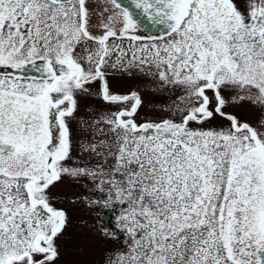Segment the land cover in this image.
<instances>
[{"label": "snow or ice", "instance_id": "6c2138e0", "mask_svg": "<svg viewBox=\"0 0 264 264\" xmlns=\"http://www.w3.org/2000/svg\"><path fill=\"white\" fill-rule=\"evenodd\" d=\"M110 3L93 34L86 0H0V264H56L64 177L117 245L107 264H264V0ZM109 69L178 87L176 118L138 123ZM94 82L125 107L74 158L66 117ZM240 103L255 126L226 110Z\"/></svg>", "mask_w": 264, "mask_h": 264}, {"label": "flooded vegetation", "instance_id": "af4514ba", "mask_svg": "<svg viewBox=\"0 0 264 264\" xmlns=\"http://www.w3.org/2000/svg\"><path fill=\"white\" fill-rule=\"evenodd\" d=\"M88 4L89 11L91 13L90 19V31L93 34H100L102 33L103 29L100 26V17L98 16V12L103 7L112 8L110 0H86ZM125 45L127 41L124 42ZM109 75L107 77L108 84L110 87V91L114 94L126 95L130 94L131 92H137L142 100L141 106L138 108L136 114V121H152L159 115V113L171 115V109L174 108V102H177V98L183 93L178 87H173L171 85H162L158 79H154L149 77L145 74H141L136 70H132L131 74L128 72H122L119 70H112L109 69ZM88 91L83 92L77 95V116L79 119L84 117H91L84 121H98L100 118L109 112L117 111L120 106L108 103L103 100L100 94V83L94 82L87 86ZM225 96H228V92L226 91ZM165 98V100H164ZM146 103V104H145ZM168 104V105H167ZM130 106V105H129ZM125 107V105H123ZM148 109L147 111L150 112L153 110L152 114H144V110ZM74 112V114H75ZM169 119V118H167ZM77 121V120H76ZM213 121H219V116L215 118ZM71 124L70 126H72ZM87 129L92 130L94 134V129L91 127L94 125L93 123H86ZM69 126V125H68ZM69 126V127H70ZM89 133L86 134L88 136ZM73 185V192L81 198L83 202L84 214H68V224L63 233V235L68 236H81V237H90L95 238L102 244V250L100 251V257L102 254V259L100 261L93 260L89 263L83 264H107V259L109 252L115 248L117 245L112 241L106 240L100 233V222L97 219V213L93 211L91 207L85 202L84 196V189L82 187L83 182H77L72 178L71 181ZM90 186V182H89ZM75 188V189H74ZM59 208V207H57ZM104 219H108V217H104ZM98 227L99 230L93 235L94 228ZM91 228V229H90ZM62 237V236H61ZM58 245V241L56 242ZM72 253L74 257L76 252L72 249ZM56 264H79V263H63V262H56Z\"/></svg>", "mask_w": 264, "mask_h": 264}, {"label": "rangeland", "instance_id": "374dc122", "mask_svg": "<svg viewBox=\"0 0 264 264\" xmlns=\"http://www.w3.org/2000/svg\"><path fill=\"white\" fill-rule=\"evenodd\" d=\"M238 7L244 10L246 6V0H235ZM229 96V92H228ZM165 100V98H164ZM146 104V103H145ZM168 105V104H167ZM123 107V105H119ZM148 109L144 110V114L151 115L153 110L148 112ZM227 111L234 113L241 121H247L252 123L254 126L258 123L259 110L251 105L250 103H240L235 105H230ZM174 108L171 109L172 114L169 116L167 114L159 113L158 116L152 121H160L167 118H176L173 116ZM91 117H84L79 119L77 112L71 117H66L67 123L70 126L71 140H72V155L74 158H83L87 156V153L81 152V145L86 142H90L93 137V131L88 130L86 123L95 124L96 121H84L90 119ZM217 118V117H216ZM77 120V121H76ZM214 120V119H213ZM210 120L205 127H220L221 125H226L227 121L219 117V121ZM138 123L140 121H137ZM142 123L145 121H141ZM89 133L88 136L86 134ZM72 178L64 177L61 181L56 182L54 186L50 188L49 196L51 202L54 206L62 208L68 214H84L83 202L81 198L77 196L73 191V185L71 184ZM75 189V188H74ZM91 229V228H90ZM99 230L98 227L94 228L93 235ZM58 247L60 256L56 262H67V263H79L83 264L95 260L100 261L102 259V254L100 257V251L102 250V244L95 238L88 237H71L68 235H62L58 240ZM72 249L75 250L76 255L72 253Z\"/></svg>", "mask_w": 264, "mask_h": 264}]
</instances>
